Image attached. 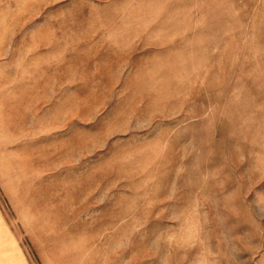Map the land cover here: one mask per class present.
Segmentation results:
<instances>
[{"label":"rangeland","instance_id":"1","mask_svg":"<svg viewBox=\"0 0 264 264\" xmlns=\"http://www.w3.org/2000/svg\"><path fill=\"white\" fill-rule=\"evenodd\" d=\"M84 2L33 17L75 20ZM100 13L111 26L93 41L46 48L50 69L79 76L53 93L83 150L65 197L90 234L80 264H264V0Z\"/></svg>","mask_w":264,"mask_h":264},{"label":"crops","instance_id":"2","mask_svg":"<svg viewBox=\"0 0 264 264\" xmlns=\"http://www.w3.org/2000/svg\"><path fill=\"white\" fill-rule=\"evenodd\" d=\"M53 1L0 0V264H80L90 240L89 232L81 239L76 200H65L83 150L78 131H64L69 115L53 93L64 90L65 76H79L50 69L46 48L93 41L111 26L100 12L121 11L126 0H85L75 9L86 13L66 22L33 17ZM71 121L78 124V110Z\"/></svg>","mask_w":264,"mask_h":264}]
</instances>
